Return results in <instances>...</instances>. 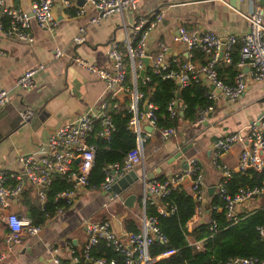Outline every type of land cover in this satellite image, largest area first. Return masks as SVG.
Wrapping results in <instances>:
<instances>
[{"label":"crops","instance_id":"crops-1","mask_svg":"<svg viewBox=\"0 0 264 264\" xmlns=\"http://www.w3.org/2000/svg\"><path fill=\"white\" fill-rule=\"evenodd\" d=\"M184 1L188 0H143L135 10L124 11L121 15L111 14L98 25L88 24L87 19L94 14L92 10H87L83 16L69 17L63 8L55 4L53 14L58 24L53 31L42 30L30 20L31 45L4 39L0 32V50L4 53L0 57V88L9 95L8 104L0 108V170L19 174L20 157H38L43 154L44 142L49 133L96 106L105 95L102 82L74 65L71 60L78 58L99 67H107L105 52L108 44L115 42L123 46L124 37L132 34L133 25L139 18L149 17L154 12L157 14L152 15V19L162 15L149 32L145 49L148 55H155L158 52L157 45L163 44L166 48L164 56L168 61L189 60L184 47L172 41L177 28L211 32L220 37L228 34L240 37L247 31V22L242 16L256 7L261 9L264 26V6H258L254 0H241L238 10L231 7L228 0L165 5ZM12 5L28 11L27 0H12ZM80 28L84 30V42L74 45L72 39ZM54 49L61 50L64 56L54 59ZM220 63L217 65H222ZM37 66L42 68L33 77L29 89L14 87L15 80L24 70ZM125 100L127 95L123 102ZM25 108L31 110L32 117L16 126L17 114ZM263 112L264 80H261L249 82L244 93L233 102L216 95L212 100V111L206 113L202 122L193 125L182 122L175 130V136L170 139L161 140L158 132L153 130L143 145L141 163L131 171L140 185L138 194L126 195L134 196L131 208L123 206L126 197L120 194L116 201L108 202L106 192L76 186L71 190L67 209L57 211L51 219H46L36 235L23 233L19 242L9 244L6 243L8 231L0 213V254H4L0 264H54V260L70 264L75 259L73 252L83 250L87 242V222L107 221L116 234L125 231L123 222L126 220L134 221L139 228L144 210L143 185L140 182L142 176L149 181L156 180L155 177L168 180L175 175L179 178L177 185L180 189L191 195V179L183 174L181 159L187 161L194 158L199 166L202 181L200 207L203 208V215L198 221H207L208 211L205 208L209 199L216 195L215 186L221 179L218 169L211 164L212 143L223 135L243 130ZM243 142L224 153L218 159L219 166L238 172L236 167ZM189 144L191 147L184 154L168 163L178 150ZM210 189L212 191L208 195ZM32 194L35 193L32 191ZM21 200L19 197L8 211L22 216L25 210L20 204ZM262 201L253 199L241 206L239 212L253 211ZM114 202L122 206L121 213L108 211ZM155 204L161 206L158 199Z\"/></svg>","mask_w":264,"mask_h":264},{"label":"built area","instance_id":"built-area-1","mask_svg":"<svg viewBox=\"0 0 264 264\" xmlns=\"http://www.w3.org/2000/svg\"><path fill=\"white\" fill-rule=\"evenodd\" d=\"M28 11L14 7L12 0H0V19L5 20L6 26L0 32L4 39L13 40L28 45L32 44V38L29 34L30 20H33L38 28L51 32L57 27V20L53 14L55 4L61 8L73 7L75 16H83L87 10H92L94 14L87 21L89 25H98L103 22L111 14H122L127 10H135L140 1L143 0H81L82 5H77L76 0H27ZM162 15L154 17L150 20L147 17L139 18L133 25L132 34L125 36L123 40L124 52L118 50L115 42L108 44L105 56L108 62L107 67H99L94 64L82 61L78 58H72V63L77 67L85 70L91 75L98 78L104 86V97L100 98L96 106L86 112L78 115L70 122L59 126L57 129L49 133L44 142V153L35 157L33 155L20 157L18 164L20 165V173L5 172L0 170V213L1 220L7 228L6 243H17L23 233L28 235H36L40 227H33L30 221L9 212L8 208L13 205L20 197V192L26 187L31 186L39 201L44 200V189L49 184L50 175H58L73 187L87 186V177L92 168L94 158V147L87 144L85 138L92 131L93 124L100 122V129L97 137L108 140L114 131L113 121L106 115L108 101L115 100L112 108L117 104L114 94L121 90L125 96L127 95L126 112L130 115L127 123V129L134 134V148L126 154L121 164H111L102 169L104 175L103 181L98 185L97 189L106 192L108 202L116 201L118 196L110 191L115 180L123 177L127 172L132 171L142 161V148L150 135L143 128H150L151 132L156 131L155 118L153 111L155 108L144 102L141 109L138 107L140 95L136 93L135 81L139 78L140 71L145 70L142 59L147 60V68L154 74H159L162 79H168L173 82L178 81L179 88L185 87L189 81H199L208 87L206 99L212 101L216 95L214 90L219 91V96L227 101L233 102L237 100L245 91L247 82H258L264 80V26L262 24V12L259 7L254 8L248 14L242 17L247 22V31L240 37L228 34L220 37L211 32L200 33L197 31L187 32L184 28H177L175 35L172 37L173 42L180 43L190 59L194 51H199L205 56L204 64H196L190 60H185L181 65H176L170 69V63L165 59V47L158 44V52L155 55H148L145 49V41L149 32L154 27L155 22L161 19ZM84 30L78 29L77 35L72 39L74 45L84 42ZM136 37V39H134ZM235 44L240 45L238 53V61L235 64L236 74L231 84H225L217 78L215 67L220 62L230 64L229 52ZM4 53L0 50V57ZM64 56L59 49H54L53 58L58 59ZM123 57L128 60L131 72V89L124 85V65ZM175 63L174 60L171 61ZM41 66L26 69L15 80L14 87L18 89H29L33 83V77L41 70ZM243 68H247L246 72H242ZM143 81L147 78L142 76ZM212 87V89H209ZM9 101L8 92L0 88V108L6 106ZM146 105V112H143V106ZM179 108L177 101L171 99L166 107V111L170 118L174 117ZM212 111V106H207L204 110H198L197 123L204 120L207 112ZM22 122H27L32 117V112L28 108L18 113ZM150 132V133H151ZM161 140H167L175 136L176 132L173 128H163L157 130ZM245 141L242 147L238 162L237 171L245 172L252 169L261 172L264 167V112L256 120L251 121L243 130L234 133H228L217 138L210 150L211 164L219 171L221 179L215 186L216 195L223 202L222 208L215 207L213 210L220 212L223 210L224 217L236 221L240 214L239 209L246 203H249L258 196H264V179L258 186L243 187L237 189L233 195L227 194L224 186L229 178V171L223 166H219L218 159L226 153L232 146ZM183 174L191 179V195L195 197L196 202L200 205L202 196L200 188L202 185L199 166L194 158L186 161V167ZM24 178V179H23ZM177 176L158 182L157 180H145L142 176L140 182L143 185L142 204L145 209V203L148 202L154 206L155 212L160 215L172 213L174 208L167 207L162 204L156 205L155 200L163 199L169 189L179 187ZM139 180V178H138ZM70 190L59 193L56 197L64 198L69 203L71 196ZM203 215V208L196 207L194 215L190 222L186 225L189 232L190 224L198 221ZM140 227L137 233L121 232L114 233L107 221L87 222L85 224V234L87 242L83 252L87 257L89 249L103 241L105 245L114 252L121 255L124 264H153L155 261L168 254L157 257L148 255V248L153 242L163 243L164 239L159 233L154 217H148L143 210L139 220ZM205 222V220H203ZM210 231L214 230L212 222ZM258 236L264 240V224L256 228ZM123 238L122 240L120 238ZM188 241V245L194 244ZM198 248L200 242L195 243ZM4 254H0V261L3 260ZM54 264H61L58 260L53 261ZM94 264H114L113 260H104L102 258L94 259ZM70 264H77L73 259ZM225 264H264L263 260L256 258H240L234 257L226 261Z\"/></svg>","mask_w":264,"mask_h":264},{"label":"trees","instance_id":"trees-1","mask_svg":"<svg viewBox=\"0 0 264 264\" xmlns=\"http://www.w3.org/2000/svg\"><path fill=\"white\" fill-rule=\"evenodd\" d=\"M69 17L75 16L73 7L63 9ZM157 12L151 14L156 15ZM151 16L148 17L150 20ZM151 17V18H150ZM6 26L5 20L0 19V27ZM187 31V30H186ZM191 32V31H187ZM136 39V37L134 38ZM118 50L122 53L124 48L117 45ZM240 45L232 46L229 56L230 64L217 65L215 72L217 78L225 84H231L236 74L235 64L238 61ZM190 61H196L198 64L205 63V56L194 51ZM169 68H175L181 65L185 60L171 62ZM124 65V85L131 89V72L128 60L123 57ZM144 78L136 79L135 90L140 95L138 107L141 109L142 104L147 102L151 104L155 110L153 116L155 118L156 129L173 128L177 130L183 122L193 125L197 122L198 110H204L207 106H212V101L206 99L208 87L201 82L189 81L185 87H176L174 82L168 79H162L159 74H154L149 68H146ZM178 94V98H176ZM171 99L177 101L178 108L181 113L170 118L166 107ZM115 100L108 101L106 115L114 123V131L108 140L98 138L97 132L100 129V122L93 124L92 131L87 134L85 141L94 147V158L92 168L87 177V186L97 189L98 185L103 181L102 169L111 164H121L124 157L134 148V134L127 129V123L130 115L127 114L126 108L128 100L122 104L118 103L112 108ZM156 130V132H157ZM158 182H164L163 177H155ZM264 179V172H256L248 169L245 172L229 171V178L225 183L227 194L233 195L239 188L258 186ZM72 190V184L67 183L58 175H50L49 184L44 189V200L39 201L31 186H26L21 192V205L24 212L21 217L30 221L33 227H40L46 219H51L57 211L67 209V201L64 198L56 197L59 193ZM35 193V192H34ZM259 200H263L258 208L250 212H240L236 221L226 219L223 210L217 212L213 210L215 207L222 208L223 202L214 195L209 199L205 208L208 211L207 221L202 224L199 221L194 222L189 232L186 225L190 222L196 207L200 206L192 196L183 192L180 187L169 189L166 196L159 200V203L167 207H173L172 213L160 215L155 212L154 206L148 202L145 203V215L154 217L159 233L164 239L163 243L153 242L148 248V255L152 258L168 254L155 261L153 264H225L227 260L234 257L240 258H256L264 259V240L261 239L256 228L264 224V196H258ZM168 210V209H167ZM214 223V230L210 231L211 223ZM123 229L126 232L137 233L138 225L134 221L126 220L123 222ZM194 244L188 245V241ZM196 242H200V247L196 246ZM83 250L74 251L72 256L75 257L77 264H94L93 260L102 258L104 260H113L114 264H124L121 255L107 247L103 241H99L97 245L91 247L85 258Z\"/></svg>","mask_w":264,"mask_h":264},{"label":"water","instance_id":"water-1","mask_svg":"<svg viewBox=\"0 0 264 264\" xmlns=\"http://www.w3.org/2000/svg\"><path fill=\"white\" fill-rule=\"evenodd\" d=\"M197 1H205V0H188V1H184V2H174V3H170V4H165V5H179V4H183V3H189V2H197ZM241 0H228V4L233 7L234 9L239 8V4H240ZM256 2V4L258 6H264V0H254ZM77 5H82V1L81 0H77ZM204 33V31L202 32ZM143 63V67L146 68L147 67V60L144 58L141 60ZM242 72H246L247 68H243L241 70ZM144 74V70L140 71L138 76L139 78H142ZM249 82L246 83V86L248 85ZM176 87H179V83L178 81L174 82ZM209 89H212V87H209ZM215 95H219V91L218 90H214ZM125 97V94L119 90L114 94V98L120 103H123V99ZM176 98H178V94H176L175 96ZM143 112H146V105L144 104L143 106ZM179 112L181 113V108H179ZM18 115V114H17ZM18 119L15 120L16 121V126L17 125H22V123L24 124V122H22L19 118V116H17ZM14 126V127H16ZM13 126L11 128H14ZM144 131L146 133H150L151 129L150 128H143ZM191 147V144L187 145L185 148H182L180 150H178L173 156L172 158L169 160L168 163L172 162L173 160H175L176 158L180 157L182 154H184L186 152V150H188ZM180 163L182 164V168L185 169L186 167V160L185 159H181ZM24 179V178H23ZM137 181L136 176L134 175V173H132L131 171L127 172L123 177L115 180L114 184L111 186L110 191L113 192L116 195H119L121 192L125 191L126 189H128L133 183H135ZM212 189V188H211ZM209 190L208 195H210L212 190ZM193 200L195 201V197H193ZM134 201V196L133 195H129L128 197H126L123 201V206L126 208H131L132 204ZM207 214V212H206ZM199 223H203L202 220L199 221ZM123 238H121L122 240Z\"/></svg>","mask_w":264,"mask_h":264},{"label":"rangeland","instance_id":"rangeland-1","mask_svg":"<svg viewBox=\"0 0 264 264\" xmlns=\"http://www.w3.org/2000/svg\"><path fill=\"white\" fill-rule=\"evenodd\" d=\"M139 192H140V185L135 182L128 189H126L125 191L121 192L120 196L121 197H126V195L129 194V193H137L138 194ZM121 207L122 206L120 205L119 202H114V203L110 204V207L108 208V211L111 212V213H118L119 214L122 211ZM108 220H110V218Z\"/></svg>","mask_w":264,"mask_h":264}]
</instances>
